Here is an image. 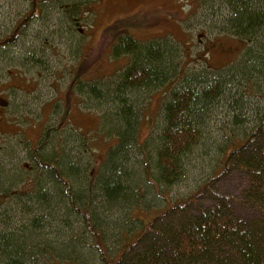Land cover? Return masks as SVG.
I'll return each mask as SVG.
<instances>
[{"label": "rangeland", "instance_id": "obj_1", "mask_svg": "<svg viewBox=\"0 0 264 264\" xmlns=\"http://www.w3.org/2000/svg\"><path fill=\"white\" fill-rule=\"evenodd\" d=\"M31 2L0 0V39L8 35L29 11ZM72 3L80 4L81 11L71 13L68 6ZM224 4L225 0H39L37 16L24 28L14 45L0 51V214L6 211L10 215L18 213L23 223L38 215L33 211L28 216L23 204L27 196L34 194L39 181V173L31 176L35 167L30 155L37 142L40 144L44 139L47 128L51 138L43 151L58 152L59 158L66 156L65 162L71 160L84 168L87 188L91 190L92 176L96 175L108 147L114 143V138L106 137L101 130L102 116L106 111L110 112L111 107L93 101L78 86L73 87V80L79 74L80 80H96L102 86L105 80H113L129 64V56L112 55L109 33L112 24L122 21L130 34L140 41L168 39L179 49L182 71L204 73L213 78L240 67L248 56L249 46L258 50V45L248 44L222 30L224 17L229 11ZM251 82L255 90L242 97V110H233L230 104L234 101L229 103L226 99L211 107L205 120L202 143L190 155L186 174L179 182L172 186H155L146 178L140 165L142 154L132 148L126 167L136 175L137 197L126 208H107L104 197H94L93 186L92 205L99 220L110 223L111 248L118 246L123 234L138 231L142 226L140 219L165 210L167 200L174 202L188 197L208 179L222 157L218 145L243 137L257 118L258 110L264 107V75L254 77ZM241 83L243 85L245 81L242 79L239 86H234V93L243 94ZM169 87L166 83L158 88L150 87L136 96L140 141L158 138ZM241 111L243 114L240 115ZM236 122L242 124L236 125ZM151 154L154 167L156 153L152 151ZM246 185L245 172L234 168L213 189L234 198L235 201H231L234 213L245 219L253 230L258 222L256 211L237 201L242 200ZM5 190H10L14 196L10 197ZM20 190L23 193L16 194ZM211 197L212 194L206 192L189 207L157 218L152 232L148 233L137 252L151 244L169 246L173 233L182 224L190 222V215L214 205ZM21 198L23 200L18 201ZM46 216L42 229L48 233L57 226ZM17 226L21 224L17 223ZM85 246L87 243L82 247ZM85 249L88 251V247ZM51 251L46 250L39 254L36 262L28 264H80L75 255L72 258L59 257ZM82 256L84 260L89 259V255ZM90 258L86 264H98L93 256Z\"/></svg>", "mask_w": 264, "mask_h": 264}, {"label": "trees", "instance_id": "obj_2", "mask_svg": "<svg viewBox=\"0 0 264 264\" xmlns=\"http://www.w3.org/2000/svg\"><path fill=\"white\" fill-rule=\"evenodd\" d=\"M38 2L32 0L29 11L8 35L0 39V51L17 42L24 28L37 16ZM224 5L229 11L224 17L222 30L248 44L258 45V50L254 46L247 48V61L240 67L216 74L213 78L204 73L182 71L179 49L168 39L140 41L130 34L122 21H117L109 28L112 55L129 56V64L113 80H105L102 86L96 80L84 82L79 74L75 75L73 87L78 86L93 101L111 107V111L102 116L101 130L106 137L114 138V143L108 147L105 159L98 165L91 182L95 187L94 197H104L107 208L117 206L124 209L137 197L136 175L127 168L132 148L142 154L140 165L148 180L158 188L159 184L174 185L185 176L190 155L202 143L205 120L211 107L226 99L229 103L234 101L230 104L233 110H242V97L255 90L251 81L264 75V0H225ZM68 7L71 13L81 11L77 3ZM242 79L245 81L243 85L241 83L243 94L239 91L234 93V86H239ZM165 83L170 85L169 98L163 106L159 136L156 140L147 138L140 141L136 96L144 89L158 88ZM262 91L264 93V89ZM240 124L236 122V125ZM44 133V139L40 144L37 142L30 155L35 167L30 172L31 176L39 173V181L34 194L27 196L23 204L28 216L33 211L38 215L23 223L18 213L10 215L6 211L0 214V264L36 262L39 254L49 249L59 257L72 258L75 255L80 264H86L90 256L98 264H264V107L258 110L257 118L243 137L218 145L222 157L196 191L174 202L167 200L165 210L140 219L141 228L123 234L114 249L109 243L110 223L99 220L92 205L91 190L94 187L91 190L87 188L86 170L71 160L65 162L66 156L59 158L58 152H44L51 138L48 128ZM152 151L156 153L154 167L151 164ZM234 168L242 169L247 176L243 198L237 201L256 211L258 222L253 230L245 219L234 213L231 202L234 198L213 189ZM5 191L10 197L14 196L10 190ZM206 192L212 194L214 205L190 215V222L182 224L173 233L169 246L151 244L137 252L136 249L152 232L157 218L189 207ZM18 193L23 192L20 190ZM46 214V218H51L57 226L48 233L42 229ZM67 229L71 230L65 234ZM84 243L87 246L82 247ZM82 254L89 255V259L84 260Z\"/></svg>", "mask_w": 264, "mask_h": 264}]
</instances>
